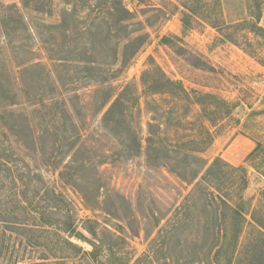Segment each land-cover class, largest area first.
I'll return each instance as SVG.
<instances>
[{"label": "rangeland", "instance_id": "374dc122", "mask_svg": "<svg viewBox=\"0 0 264 264\" xmlns=\"http://www.w3.org/2000/svg\"><path fill=\"white\" fill-rule=\"evenodd\" d=\"M152 133L206 168L221 158V194L247 179L264 214V0H0V158L19 178L0 171V264H228L199 212L172 238L193 185L151 158ZM247 220L232 264L261 252Z\"/></svg>", "mask_w": 264, "mask_h": 264}, {"label": "trees", "instance_id": "16d2710c", "mask_svg": "<svg viewBox=\"0 0 264 264\" xmlns=\"http://www.w3.org/2000/svg\"><path fill=\"white\" fill-rule=\"evenodd\" d=\"M111 10V9H110ZM126 14H128V11H124ZM122 15L119 16L121 18ZM123 19V18H121ZM120 23V22H119ZM93 65V64H92ZM93 69V68H91ZM98 73L91 76H86L88 79H94L97 77ZM105 73H103L101 76H104ZM108 77L106 76V78ZM145 82V81H144ZM170 84H173L178 90L179 95L176 97L183 103H188L187 108L188 111H190V104L194 102L191 95L185 90V88L178 83H174L172 81H167ZM146 83V82H145ZM162 83H158L155 81V83L151 86V89L153 91V94H160L162 93V88L160 87ZM122 96L123 93L115 99V101L112 103L110 109L105 114L106 120L110 116H112L115 113V110L117 108H120L122 106ZM206 98H209V100H212V98L215 99L217 104L220 103L226 106L225 102H221L220 100L216 99L213 96H205ZM112 98V95L105 94L104 95V105ZM204 97H196V103L202 105L204 107L202 111V117L201 119V125L205 127L204 124L205 120H208L212 122V118L209 115L208 109H213L214 106L212 105L211 108H206L204 105H206V102H203ZM226 115H228L229 112H225ZM224 115V114H223ZM108 123H110L108 121ZM119 126V125H118ZM117 126V127H118ZM207 137L209 139V143H212V135L209 130H207ZM148 146L151 153L152 159L157 160H167L164 164L165 167H168V170L170 173L176 174L181 180H183L185 183H189L190 185H193V189L191 192H189L185 196V202L183 206H179L180 209H182L181 216L177 219V216H175L179 222L175 224L172 232V238L178 237L179 235L184 234L188 230V223L190 218L193 216L196 221L195 214H203V217L207 221L204 228L205 236L207 243H220V247L223 246L221 239L222 236L225 235V245L224 249H228V264H232L233 260L237 258L239 255V247H241V236L243 235V232L246 228V225L248 223L247 215L251 214V225L253 226V229L255 232H259V234L262 236L261 241H259V244L263 245L261 248V252L259 254H256L254 258H252V261L255 264H264V214L261 212V209L259 211L253 208L252 201L248 200L245 197V192L249 188V181L247 179H243V185L241 189L239 190V196L237 199H232L229 197V195H222L221 191V183L222 181L219 180L222 165L227 166L224 161L219 158L215 160L209 167L206 168V162L205 160L201 158L198 154H195L196 152H203L204 150H197L195 148L194 153H189L188 155L186 152H183L182 150L178 151H171L168 148H160L156 144V136L152 133V136L148 138ZM198 143H201L199 139L195 140ZM129 142V139L127 141V144ZM134 144L138 145V149L140 150V143L138 139L134 140ZM194 144V143H193ZM189 158H192L195 160V162H187ZM171 159L174 160V163L171 161ZM235 171H243L247 172L245 167L242 168H235ZM0 171L1 172H8L9 175H11L15 180H18L19 178H16L17 170L14 172L13 166L11 165V162L7 160H3L0 158ZM20 177V176H19ZM216 180V182H215ZM261 194H264L263 191H260ZM2 203L0 202V205ZM192 210V211H191ZM195 210V211H193ZM199 212V213H198ZM178 214V216L180 215ZM198 215V216H201ZM174 218V217H173ZM189 219V220H188ZM174 220V219H172ZM194 221V220H192ZM171 222V221H170ZM0 223H2V220H0ZM16 226H11L9 228L11 233H14L16 231ZM0 226V231H1ZM69 233H74V228L71 225L69 227ZM224 231V232H223ZM230 233V235L228 234ZM17 233V232H15ZM54 235L56 237H59V239L68 247L72 249H79L75 244L68 241L66 238L62 237V235L58 231H54ZM95 235V232H94ZM229 235V236H228ZM219 236V238H218ZM221 236V238H220ZM41 237V236H40ZM60 245V244H58ZM198 245V244H197ZM230 254V255H229ZM58 255V254H55ZM57 257V256H56ZM11 264H19L20 262L12 263ZM45 264V263H41Z\"/></svg>", "mask_w": 264, "mask_h": 264}]
</instances>
